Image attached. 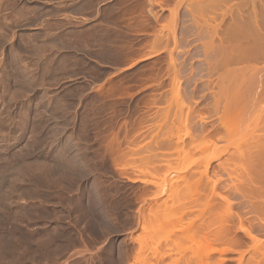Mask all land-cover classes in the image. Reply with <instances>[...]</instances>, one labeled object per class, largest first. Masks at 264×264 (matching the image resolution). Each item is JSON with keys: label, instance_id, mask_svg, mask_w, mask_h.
<instances>
[{"label": "rangeland", "instance_id": "1", "mask_svg": "<svg viewBox=\"0 0 264 264\" xmlns=\"http://www.w3.org/2000/svg\"><path fill=\"white\" fill-rule=\"evenodd\" d=\"M252 4L0 0V264H264V62H217L212 37L231 26L228 6L248 17ZM246 64L244 92L222 96L241 106L223 115L219 80Z\"/></svg>", "mask_w": 264, "mask_h": 264}, {"label": "bare ground", "instance_id": "2", "mask_svg": "<svg viewBox=\"0 0 264 264\" xmlns=\"http://www.w3.org/2000/svg\"><path fill=\"white\" fill-rule=\"evenodd\" d=\"M259 1V0H258ZM242 2H244V1H242ZM181 3V2H180ZM245 3V2H244ZM246 3H248V1L246 2ZM252 5H253V11H252V14H250V15H248V17L246 16L245 17V15H243V13L240 11L241 10V7L240 6H238V8H240V10H238L237 9V7L235 8L237 11H236V13H235V11H234V8H231V6H230V8H229V6H228V9L230 10L231 9V11H230V14H231V16H232V24H231V26L229 27V29L227 30V29H225L226 30V32H225V30L224 31H222L221 33L222 34H220L219 33V31L221 30L220 28L222 27H220L219 28V26L221 25V23H218L219 24V26H218V28L220 29L219 31H218V29L216 30V28L213 30V32H212V34L214 33V35L212 36L213 38H215V37H218V39H219V42H220V44H219V46H218V44L217 45H215V49H218L217 47H219V52H218V50L216 51V53L218 52V54H217V62H244V61H250V60H252L253 58L255 59V58H257V59H262V61L264 62V60H263V57H264V12H262V9H261V7H260V9H261V14H263V15H260L259 13H258V11H257V9L258 8H255V3H256V0H252ZM263 3V2H262ZM261 3V4H262ZM261 4L259 3V5L261 6ZM256 7H257V5H256ZM262 8H264V7H262ZM188 9V8H187ZM191 9H192V7H191ZM233 9V10H232ZM252 9V8H251ZM193 11H195V10H193ZM234 11V12H233ZM194 14V13H193ZM220 15V14H219ZM218 15V16H219ZM222 15V14H221ZM224 15V14H223ZM225 15H226V13H225ZM228 16V15H227ZM223 17V16H222ZM224 17H226V16H224ZM219 18V17H218ZM215 19H216V17H215ZM213 20V19H212ZM222 21H223V18H222ZM206 22V21H205ZM220 22V21H219ZM217 25V24H216ZM225 25V24H224ZM215 26V25H214ZM225 27H227L226 25H225ZM205 37V36H204ZM212 37H210V39H212L213 41H214V39L212 38ZM200 38H202V36L201 37H199V40H200ZM217 39V40H218ZM214 43H215V41H214ZM213 44V43H212ZM205 46H207V44H205ZM209 46V45H208ZM208 46H207V54H208V50L209 49H211L212 51H213V47L214 46H212L211 48L209 47L208 48ZM210 50V52H209V54L211 55V53H214V52H212ZM221 52V53H220ZM205 53V54H206ZM216 53L214 54L215 55V58H216ZM206 54V55H207ZM220 54H221V56H220ZM218 55L221 57V58H218ZM209 56V55H208ZM207 57V56H206ZM205 57V59H207ZM214 57V56H213ZM213 57H212V59H213ZM210 58V57H209ZM211 60V59H210ZM209 61V59H207V61L206 62H208ZM209 62H212V60L211 61H209ZM213 62H214V60H213ZM250 63V62H249ZM248 63V64H249ZM253 63V62H252ZM254 64V63H253ZM247 65V64H246ZM251 66H252V64H251ZM243 67V66H242ZM253 67V66H252ZM254 67H255V65H254ZM241 68V67H240ZM215 69H216V64H215ZM248 69L250 70V69H252L251 67H249V65H247V69H246V67H244L243 69L241 68V70H239V68H238V70H239V74H238V71H236V73H237V75L236 74H234V75H232V72H231V74H229V76H230V78H229V76H228V78L226 77V79H227V81H229V83L225 80V78H224V80H219V81H222V84H219V87L220 88H223L224 87V85H226V88L229 86V87H231V88H236V89H234L233 91H231V88H230V90L228 89H225L224 90V88H223V91L222 92H219V95H218V97H217V99H215V106H213L214 108L216 107V109L217 110H221L220 109V107H221V105H222V107H224L223 106V104H222V102L225 100V96H224V99L222 98V96L225 94L226 96L228 95V98H226V99H230L232 96L235 98L236 96H237V94H242L244 91H243V89L246 87L245 85L248 83V79H246V77L244 76L243 77V75H245V74H247V72H248ZM258 70H259V68H257ZM234 70V69H233ZM244 70V71H243ZM257 70V71H258ZM217 71V70H216ZM215 71V72H216ZM240 71H241V73H242V75H241V73H240ZM251 71H253V70H251ZM263 71V70H262ZM253 73H254V71H253ZM239 75H240V78L242 77L243 79H240V81L238 80V77H239ZM253 75V74H252ZM251 75V76H252ZM255 75V74H254ZM234 76H236L235 78H234ZM248 76V75H247ZM232 77H233V81H232ZM249 77H250V73H249ZM219 78V77H218ZM244 78L247 80H244ZM204 81V80H203ZM217 81H218V79H217ZM223 81H226L227 82V84L224 82L223 83ZM243 81V82H242ZM245 81V82H244ZM259 81V80H258ZM4 83V82H3ZM204 83H206V82H204ZM214 83V82H213ZM241 83H244V84H241ZM252 83V82H251ZM260 83H263V85H264V82H260ZM209 84V83H208ZM212 84V83H211ZM229 84H235L234 85V87L232 86V85H229ZM239 84H241L242 86H243V88L242 89H240V90H238L239 88H240V86L241 85H239ZM207 85V84H206ZM217 85V84H216ZM216 85H214V86H216ZM222 85H223V87H222ZM228 85V86H227ZM236 85H237V87H236ZM253 85H254V83H253ZM259 85V84H258ZM263 85H261V94H263L262 93V91L264 92V86ZM6 86V85H5ZM178 86H180V85H178ZM241 86V87H242ZM176 87H177V85H176ZM209 86H207V88H208ZM211 87H212V85H211ZM239 87V88H238ZM255 87V86H254ZM259 87V86H258ZM178 88L179 87H177V90H178ZM255 88H257V87H255ZM254 89V88H253ZM4 91V90H3ZM179 91V90H178ZM213 91V90H212ZM217 91H218V88H217ZM229 92V94H228V92ZM225 92V93H224ZM227 92V93H226ZM237 94H236V93ZM242 92V93H241ZM250 92V91H249ZM257 92V91H256ZM220 93H221V95H220ZM234 93V94H233ZM178 94V93H177ZM236 94V95H235ZM260 94V93H259ZM229 95H230V97H229ZM232 95V96H231ZM240 96V98H236L237 100H239L238 102L234 99V98H232L233 100H235L234 102H236L237 104V106H238V103H239V105L241 104V100L240 99H243V97L241 98V95H239ZM243 96V95H242ZM246 96V95H245ZM238 97V96H237ZM223 100V101H222ZM233 100H231V102L233 101ZM248 100V99H247ZM243 102V101H242ZM250 102V101H249ZM183 104V103H182ZM191 103H189V107L191 108V105H190ZM195 104V103H194ZM231 104V105H230ZM230 104H227L223 109H224V111H223V115H225V114H227L228 113V115L229 116H234V118H235V111L238 109V108H240V107H238L237 108V106L235 105V103H230ZM250 104H251V102H250ZM229 105V106H228ZM234 105H235V107L236 108H234ZM259 105H261L260 103H259ZM264 105V104H263ZM241 106V105H240ZM194 107V106H193ZM189 108V109H190ZM213 108V109H214ZM185 109V108H184ZM191 110V109H190ZM262 110H264V109H262ZM260 111H261V109H260ZM259 111V114H258V116H257V119H256V121H257V125H255V126H257V127H259V125L262 123L263 124V121H264V111L262 112H260ZM231 112V113H230ZM239 112V111H238ZM237 112V113H238ZM186 113V112H185ZM192 113V112H191ZM197 114V113H196ZM196 114H195V116H196ZM186 115V114H185ZM201 115V114H200ZM223 115H222V117H223ZM193 116V119L195 118L194 117V115H192ZM197 117V116H196ZM221 117V118H222ZM237 117V116H236ZM190 119V118H189ZM187 120V119H186ZM205 120V119H204ZM236 120V119H235ZM23 122V121H22ZM190 122H192L191 121V119H190ZM256 124V123H255ZM11 125V124H10ZM21 125V124H20ZM214 125V124H213ZM23 126V125H22ZM254 126V127H255ZM264 127V126H263ZM7 128V127H6ZM190 128V127H189ZM200 128V127H199ZM188 129V128H187ZM203 129V128H202ZM257 129V128H256ZM256 129H254L253 131H256ZM184 130V129H183ZM182 130V131H183ZM185 130H186V128H185ZM191 130V129H190ZM190 130H188V131H190ZM217 130H218V128H217ZM226 130H228L230 133L231 132H233L234 131V129L233 128H231V127H229V128H226ZM5 131V130H4ZM187 132V131H186ZM202 132H204V131H202ZM229 132H227L228 134H229ZM192 133V132H191ZM199 133V132H198ZM263 133H264V128H263ZM200 134V133H199ZM253 134H255L254 132H252L251 133V135H253ZM185 135V134H184ZM188 135V134H187ZM203 135H205V134H203ZM202 134H201V136H203ZM258 135H259V137H258ZM264 135V134H263ZM262 134L260 135V134H257V137L258 138H256V139H254L255 141H257V143H258V141H260L261 139H263V136ZM206 136V135H205ZM205 136H204V141L202 142V144H201V146L204 144V146H205ZM255 136V135H254ZM195 137H196V135H195ZM15 138V137H14ZM198 138L199 139H201L200 138V135L198 136ZM197 138V139H198ZM211 138H213L214 139V137H211ZM211 138H209V139H211ZM180 139H182L181 137H180ZM196 139V140H197ZM203 139V138H202ZM207 140H208V137H207ZM253 140V141H254ZM188 141V140H187ZM186 141V142H187ZM213 141V140H212ZM254 141V142H255ZM262 141V140H261ZM189 142V141H188ZM194 142H195V140H194ZM162 143V142H161ZM212 143V142H211ZM156 144V143H155ZM160 144V143H159ZM163 144H165V142L163 143ZM167 144H169V143H167ZM189 144V143H188ZM190 144H191V142H190ZM189 144V145H190ZM198 144V143H197ZM207 145H208V142L206 143ZM260 144H263V143H260ZM161 145V144H160ZM159 146V145H158ZM166 146V145H165ZM186 146H188L187 144H186ZM209 146H210V144L208 145V148H209ZM140 147V146H139ZM160 147V146H159ZM167 147H169V145L167 146ZM197 147V146H196ZM215 147H217V145L215 146ZM156 148V147H155ZM154 148V149H155ZM200 148V147H199ZM205 148H207V147H205ZM207 148V149H208ZM213 148H214V146H213ZM188 149V148H187ZM190 149H191V147H190ZM189 149V150H190ZM204 149V148H203ZM206 149V150H207ZM152 150H153V148H152ZM152 150H151V153H152ZM184 150H186V148L184 149ZM188 150V151H189ZM200 150H201V148H200ZM154 151V150H153ZM158 151V150H157ZM161 151H162V149H161ZM160 151V152H161ZM195 151H196V149H195ZM248 151V150H247ZM255 151H256V149H255ZM155 152H156V150H155ZM192 152V154H193V150L191 151ZM218 152V151H217ZM258 152V150L256 151V153ZM164 153V152H163ZM166 153V152H165ZM182 153H184L183 151H182ZM201 153V152H200ZM215 153V152H214ZM221 153V152H220ZM220 153H218V154H220ZM238 153V152H237ZM247 153V152H246ZM259 153L262 155L263 153H264V150L263 151H260L259 150ZM154 155H155V153H153ZM158 154H159V152H158ZM157 154V155H158ZM186 154V153H185ZM184 154V155H185ZM191 154V153H190ZM204 154H206V153H204ZM217 155V154H216ZM237 155V154H236ZM239 155V154H238ZM260 155V156H261ZM264 155V154H263ZM22 156V155H21ZM156 156V155H155ZM186 156H187V154H186ZM23 157V156H22ZM191 157V156H190ZM189 157V158H190ZM205 157H206V155H205ZM251 157V156H250ZM253 157V156H252ZM258 157V156H257ZM242 158V157H241ZM192 160H193V158H191ZM191 159H189V161H191ZM246 159V158H245ZM244 159V160H245ZM251 159V158H250ZM254 159V158H253ZM252 160V159H251ZM169 161V160H168ZM188 161V160H187ZM186 161V162H187ZM194 161V160H193ZM193 161H191V162H189V164H192L193 163ZM197 161V160H196ZM203 161V160H202ZM206 161V160H205ZM205 161H204V163H205ZM254 161V160H253ZM208 162H210V160L208 161ZM250 163V162H249ZM187 164V163H186ZM189 164H187L186 166H189ZM199 164H200V162H199ZM236 164V163H235ZM244 164H245V162H244ZM257 164V163H256ZM157 165V164H156ZM203 165V164H202ZM229 165H231V164H229ZM241 165H242V163H241ZM151 166L152 165H150V168H151ZM155 163H154V165H153V169H155ZM205 166H207V165H205ZM183 167L185 168V165H183ZM191 167V166H190ZM208 168H209V166H207ZM221 167V166H220ZM235 167H236V165H235ZM239 167V165L237 166V168ZM147 168V167H146ZM162 168V167H161ZM188 167H186V169H187ZM203 168H204V166H203ZM206 168V167H205ZM207 168V169H208ZM232 168V167H231ZM242 169L244 168V169H246V170H248L247 169V167H245V165H244V167H241ZM185 169V170H186ZM207 169H204V171L207 173L208 171H207ZM243 169V170H244ZM249 169H251L250 168V166H249ZM156 170V169H155ZM154 170V171H155ZM236 170V169H235ZM253 170H254V168H253ZM20 171V170H19ZM147 171V170H146ZM153 171V172H154ZM181 171V170H180ZM184 171V170H183ZM183 171H181V172H183ZM245 171V170H244ZM250 170H248V172H249ZM145 172V171H144ZM203 172V171H202ZM205 172H204V174H205ZM243 172V171H242ZM246 172V171H245ZM189 173V172H188ZM238 173V172H237ZM240 174H238V175H240L241 176V172H239ZM244 173V172H243ZM250 174H251V172H249ZM264 173V172H263ZM151 174H153V173H151ZM246 174H247V172H246ZM246 174L244 173V175L246 176ZM254 174V173H253ZM257 174H258V172H257ZM154 175V174H153ZM231 175V174H230ZM233 175L234 176H232V177H235L236 175L233 173ZM19 176H21V175H19ZM158 176V175H157ZM185 176H186V174H185ZM207 177L208 176V173H207V175L205 174L204 175V177ZM248 176H251V175H247V177ZM259 176V178H260V175H258ZM173 177V176H172ZM174 177H176V176H174ZM201 180L203 181V173L201 174ZM231 177V178H232ZM17 178V177H16ZM19 178V177H18ZM17 178V179H18ZM184 178V177H183ZM249 178V177H248ZM252 178H253V176H252ZM251 177L249 178V179H251V180H249L250 182H251V185H250V183L248 182V184H246V185H250V187H248L249 189H251V190H254V188H256L255 186H254V184H253V179H252ZM255 178V177H254ZM214 179V178H213ZM264 179V178H263ZM262 179V180H263ZM220 180V178H217V180L216 181H214L215 183H217L218 181ZM231 180V179H230ZM237 180V179H236ZM255 180V179H254ZM261 180V181H262ZM207 181H209V182H211V179L208 177L207 178ZM233 181V180H232ZM236 183H237V181H235ZM200 183V182H199ZM205 183H206V179H205ZM236 183L234 184V185H236ZM255 183H257V182H255ZM200 184H202V183H200ZM199 184V185H200ZM238 184V183H237ZM252 184H253V186H252ZM175 185V184H174ZM198 185V184H197ZM231 185H232V182H231ZM240 185V184H239ZM243 185V184H242ZM256 185V184H255ZM259 185V184H258ZM264 185V184H263ZM177 186V185H176ZM202 186H203V184H202ZM216 186H218V184L217 185H215L214 186V188L216 187ZM238 186V185H237ZM236 186V187H237ZM190 187V186H189ZM188 187V188H189ZM197 187V186H196ZM199 187V186H198ZM207 187H208V183H207ZM210 187H211V185H210ZM213 187V186H212ZM228 187V186H227ZM240 187L238 186V189H239ZM253 188V189H252ZM258 188V187H257ZM260 188H262V187H260ZM260 188H258V190L260 189ZM163 189V188H162ZM211 189L212 188H210V191H211ZM220 189V188H219ZM234 189H236L235 187L233 188V190ZM245 188H243V190H244ZM187 190V189H186ZM189 190H190V188H189ZM188 190V191H189ZM198 189H196L195 191H197ZM263 190V189H262ZM215 191H216V189H215ZM230 191V190H229ZM240 191H241V189H240ZM159 192H160V190H159ZM163 192H164V190H163ZM186 192V194L188 195V193H187V191H185ZM199 192V190L196 192V193H198ZM259 192V191H258ZM174 193H175V191H174ZM213 193H214V191H213ZM212 193V195H214L213 197H216V193H214L213 194ZM218 193V192H217ZM223 193V192H222ZM232 193V192H231ZM234 193H236V192H234ZM161 195H162V192L160 193ZM176 194V193H175ZM221 194V193H220ZM230 194V193H229ZM262 194H264L263 192H262ZM183 195H184V192H183ZM194 195V194H193ZM205 195V194H204ZM208 195V194H207ZM212 195H210V196H212ZM218 195V194H217ZM224 195V194H223ZM223 195H219V196H223ZM249 195V194H248ZM255 195V197H257L258 196V194L256 195V193L254 194ZM261 195V194H260ZM158 196H159V193H158ZM219 196H218V198H219ZM156 198H157V196H155ZM189 195H188V200H189ZM213 197H211L212 198V202H213V200L215 201V199L213 198ZM250 197V196H249ZM4 198V197H3ZM199 198H200V196H199ZM202 198V197H201ZM208 198V197H207ZM228 198V197H227ZM262 198H263V196H262ZM8 199V198H7ZM209 199V198H208ZM232 199V198H231ZM197 200V199H196ZM224 201V200H223ZM222 201V202H223ZM226 201H229V198H228V200H226ZM254 201V200H253ZM191 202H194V198H193V196H192V200H191ZM222 202H221V204H222ZM256 202V201H255ZM205 203V202H204ZM216 203V202H215ZM219 203H220V201H219ZM229 203H231L232 204V201H229ZM172 204H173V202H172ZM186 204H187V202H186ZM189 204V203H188ZM231 204H228V202H227V205L229 206V205H231ZM254 204V203H253ZM206 205V204H205ZM213 205V204H212ZM75 206V205H74ZM220 206V205H219ZM224 205H222V207H223ZM235 206V205H234ZM207 207H209V204L208 205H206L205 206V208L207 209ZM212 207V206H211ZM264 207V206H263ZM204 208V209H205ZM74 210H75V208H74ZM231 211H232V208L230 209ZM207 211V210H206ZM212 211V210H211ZM226 211H227V209H226ZM230 211V212H231ZM166 212H168L167 210H166ZM165 212V213H166ZM208 212V211H207ZM226 213V212H225ZM228 213H229V210H228ZM228 213H227V215H228ZM231 214H233L232 212H231ZM260 214V213H259ZM255 215H257V214H255ZM230 216V215H229ZM148 219H149V216H148ZM146 220H147V218H146ZM262 220V219H261ZM146 223V222H145ZM191 224H189L188 226H190ZM150 230V229H149ZM248 230V229H247ZM144 231L146 232V229H144ZM246 231V230H245ZM252 232V231H251ZM148 234H149V232H148ZM147 233H146V235H148ZM254 234H255V232H254ZM256 235V234H255ZM149 236H150V234H149ZM257 236V235H256ZM146 237V236H145ZM205 237V238H204ZM250 237H253V238H255L254 237V235H253V233H250ZM194 239H195V241L197 240V238H195V236H194ZM203 239H208V237H207V235H205V236H203ZM260 239V238H259ZM198 241H200V240H198ZM262 241V240H261ZM202 242H204L203 240H201V243ZM254 242V241H253ZM201 243H197V247L198 248H196V247H194L193 249L192 248H190V251L191 252H193V250H194V252L193 253H195L196 254V256L198 255V254H201L202 253V251L204 252V249H205V247H203V246H207V249H209V246L211 245V243L210 244H208V241H205V244L206 245H202L201 246V248H203V250L201 251L199 248H200V244ZM260 243V242H259ZM202 244H204V243H202ZM209 245V246H208ZM211 247V246H210ZM10 248V247H9ZM196 248V249H195ZM206 249V250H207ZM183 250H187V249H183ZM195 250H197V253H196V251ZM198 251H200V253H198ZM182 253H183V251H182ZM57 254V253H56ZM199 256V255H198ZM36 260V259H35Z\"/></svg>", "mask_w": 264, "mask_h": 264}, {"label": "crops", "instance_id": "3", "mask_svg": "<svg viewBox=\"0 0 264 264\" xmlns=\"http://www.w3.org/2000/svg\"><path fill=\"white\" fill-rule=\"evenodd\" d=\"M27 2H36L37 4H41L42 7H48L46 9L50 10L51 8H57L59 6H75V4H79L81 2L89 3L90 8L88 10L98 11L100 5H105L107 2H112L113 0H26ZM95 4V5H94ZM74 11V10H73ZM90 29V28H89ZM91 30L95 31L98 28H91ZM98 44V40L94 39L88 44L87 49H96Z\"/></svg>", "mask_w": 264, "mask_h": 264}]
</instances>
